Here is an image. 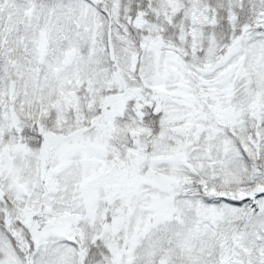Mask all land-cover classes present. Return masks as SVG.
I'll list each match as a JSON object with an SVG mask.
<instances>
[{
    "label": "rangeland",
    "instance_id": "374dc122",
    "mask_svg": "<svg viewBox=\"0 0 264 264\" xmlns=\"http://www.w3.org/2000/svg\"><path fill=\"white\" fill-rule=\"evenodd\" d=\"M147 1L0 0V264H264V0Z\"/></svg>",
    "mask_w": 264,
    "mask_h": 264
},
{
    "label": "trees",
    "instance_id": "16d2710c",
    "mask_svg": "<svg viewBox=\"0 0 264 264\" xmlns=\"http://www.w3.org/2000/svg\"><path fill=\"white\" fill-rule=\"evenodd\" d=\"M203 2L204 3H208L210 5V7L212 9L211 11L215 15V16H212V14L209 13L210 17L207 18L208 20H215V18L217 17V15L215 14V12L220 13V15H222V13H223L224 16H226L227 13H228L227 10H220L218 8L219 0H203ZM146 3H148L146 0H132L131 7L134 10H143L148 5ZM220 3H222V2H220ZM249 8L250 7H249L248 1L247 0H243V4L241 6L236 7V19H235V21L232 24L230 22H228V21L227 22H222V21H224L226 19L220 20V18L218 16L217 19L220 22L217 23V24L222 25L221 27L223 28L222 30H223V32H224L225 35L226 34L228 35V33L229 34H231V33L238 34L241 31L240 28L246 27L248 25H254V18L252 16L251 10ZM224 16L222 15V17H224ZM225 18H227V17H225ZM227 29H229L228 32L226 31ZM133 32L136 33V30L134 28H133ZM134 35H136L135 41L137 43H139V41H140L139 34L136 33ZM167 37H170V36L167 35L166 36V39H168ZM227 39H229V35H228V38ZM168 40H170V39H168ZM95 115H97V114H95ZM142 121H144L145 123L152 124V119L150 117H147L146 119H143ZM152 129H154L153 134L157 132V129L156 128L152 127ZM34 137H35V140H33L34 141L33 142V145L39 146V143H41V141H42V136L40 135L39 132H37V133L34 134ZM130 146H133V145L130 144Z\"/></svg>",
    "mask_w": 264,
    "mask_h": 264
},
{
    "label": "flooded vegetation",
    "instance_id": "af4514ba",
    "mask_svg": "<svg viewBox=\"0 0 264 264\" xmlns=\"http://www.w3.org/2000/svg\"><path fill=\"white\" fill-rule=\"evenodd\" d=\"M106 113H104L103 114V116L105 115ZM114 114H118V113H114ZM115 117H118V115L117 116H115ZM124 116H120V118H123ZM5 211H8V209L7 208H4L3 209V212L5 213ZM0 214V229L2 230V231H4L5 233H8L9 235H11V237H13V238H17V236L15 235V232H14V230H13V227L12 226H10V224H8V223H6V214H7V212H6V214ZM2 219H3V222H2ZM5 223V224H4ZM15 228H17V229H19L20 228V226H18V225H16V226H14ZM5 228H10L9 229V231L7 232L6 231V229ZM12 228V229H11ZM17 243L19 244V245H22V243H21V241L18 239L17 240ZM22 246H25V245H22ZM232 254H234V253H232ZM231 254V255H232ZM229 262L227 261V262H224V264H228Z\"/></svg>",
    "mask_w": 264,
    "mask_h": 264
},
{
    "label": "water",
    "instance_id": "95a60500",
    "mask_svg": "<svg viewBox=\"0 0 264 264\" xmlns=\"http://www.w3.org/2000/svg\"><path fill=\"white\" fill-rule=\"evenodd\" d=\"M46 44H47V37H46V35H42L41 45H40V50H41V58H40V60L41 61L43 60V58L45 56V53H46ZM26 260H27L26 264H30L28 255L26 256Z\"/></svg>",
    "mask_w": 264,
    "mask_h": 264
}]
</instances>
